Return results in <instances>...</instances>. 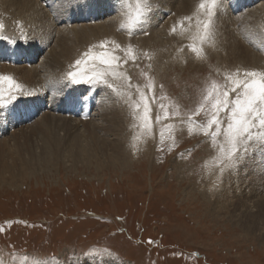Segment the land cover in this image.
<instances>
[{
	"label": "rangeland",
	"instance_id": "374dc122",
	"mask_svg": "<svg viewBox=\"0 0 264 264\" xmlns=\"http://www.w3.org/2000/svg\"><path fill=\"white\" fill-rule=\"evenodd\" d=\"M33 1L27 3L32 9L24 11L33 24L16 16L18 8L0 13L4 25L0 75H10L24 87L0 109V264H20L25 256L49 264H264V146L253 142L247 152L241 148L235 166L225 167L227 161H217L219 151L210 139L196 129L189 133L187 123L210 84H226V73L241 69L243 63L227 68L205 47L204 58H196L189 47L196 33V13L190 22L184 17L172 24L176 27L184 21L180 30L185 33L188 28L187 38L178 33L171 38L174 32L162 29L170 8L180 9L181 0L174 8L167 5V16L151 18L152 35L158 37L149 46L140 42L142 34L149 36L142 31L131 36L118 31L82 46L72 37L63 38L77 26L108 24L114 13L105 4L109 0ZM86 1L95 6L91 13L85 10ZM221 1L230 14L226 19L255 8L264 11V0H253L250 6L245 3L251 0H236L233 9L226 2L232 0ZM99 3H104L102 8ZM36 12L42 16H35ZM71 18L75 22L68 24ZM254 19H249L252 29L264 31L263 17ZM260 37L254 41L260 42ZM111 41L122 47L131 44L135 50L136 60L119 69L130 78L131 87L111 77L109 82L119 93L104 84L71 83L67 73L74 70L75 61L89 49L100 53L99 45ZM195 43L199 46V41ZM63 45L72 52L68 56L62 53ZM104 50L111 51L110 44ZM149 78L154 83L151 91L146 87ZM137 86L149 104L147 129L140 119L143 102L139 110L132 107L139 100ZM234 97L230 93V99ZM161 104L180 115L164 120ZM221 118L226 121V114L221 113ZM205 119L203 113L194 117L197 123ZM168 125H173L171 134ZM222 141L220 137L218 143ZM71 153L82 155L73 160ZM253 206L257 217L238 215L237 210Z\"/></svg>",
	"mask_w": 264,
	"mask_h": 264
},
{
	"label": "snow or ice",
	"instance_id": "6c2138e0",
	"mask_svg": "<svg viewBox=\"0 0 264 264\" xmlns=\"http://www.w3.org/2000/svg\"><path fill=\"white\" fill-rule=\"evenodd\" d=\"M123 9L121 15L125 17L120 27L131 34L135 29L146 23L151 13L152 0H122ZM221 0H200L196 12V33L192 36L193 43L189 45L190 50L198 59L204 58V45L214 43L213 19L217 14V8ZM192 17H185L184 21H191ZM184 21L180 22L181 29H184ZM4 28L0 23V31ZM172 31L176 32L174 26ZM183 35V31L179 33ZM199 41V46L195 43ZM110 44L111 51L104 50ZM99 47L103 50L98 54H93L89 49L81 59L75 61L74 70L67 73L71 83L79 85L104 84L106 87L119 93V90L109 82V77L113 80L123 79L127 87H131L130 78L119 69L121 64L128 60H136V53L131 44L122 47L115 41L102 42ZM117 52L123 53L118 55ZM147 55V53H145ZM226 84L220 85L213 81L206 89L202 102L187 117L188 131L192 133L194 129L210 139L213 147L219 151L217 161L223 163L227 161L225 167L235 166L237 153L243 148L247 152L253 142L264 146V71L241 70L226 73ZM146 87L151 91L154 87L153 81L149 78ZM23 92V86L10 75H0V109L8 106L10 101L16 99L17 93ZM139 100L132 104V107L139 110L143 102L144 128H150V109L146 102V94L137 86ZM230 93H235V97L230 99ZM155 99V97H153ZM129 100L131 97L129 96ZM163 111V119L179 116V111L169 113L163 104L160 105ZM201 113L206 117L203 123H197L194 117ZM221 113L226 114L225 119L221 118ZM161 119L156 117L157 122ZM226 124V127H225ZM173 125H168L169 133ZM161 141L164 132L160 133ZM220 137L223 141L219 142ZM99 255L100 253H95ZM20 264H49L47 260L39 258L21 257Z\"/></svg>",
	"mask_w": 264,
	"mask_h": 264
},
{
	"label": "bare ground",
	"instance_id": "6f19581e",
	"mask_svg": "<svg viewBox=\"0 0 264 264\" xmlns=\"http://www.w3.org/2000/svg\"><path fill=\"white\" fill-rule=\"evenodd\" d=\"M17 1V2H16ZM19 1V2H18ZM21 1V2H20ZM24 2H22V0H0V11L2 10V11H7V13L8 12H10L12 9H13V7H15L14 8V10H16L17 8V10L18 11H16L17 12V15L16 16H18L19 18H22L23 20H26V22H27V19L29 20V22L31 23V17H26L25 15H24V11H26V10H28V9H30V6L32 7V5L30 4V6L28 5L29 3H31L33 0H23ZM46 0H43V2H45ZM177 0H152V8L153 9H151V10H153L152 11V13H150V15H149V17H148V20H147V22L146 23H144V24H142V25H140V26H138L136 29H135V32H139V31H142V33L143 32H145V33H147V34H149V38L148 37H146V35H143L142 33H140V34H142L141 36V40H140V42H142L144 45H146V46H149V45H151L153 42H150L151 40H153L155 37H153V35L155 36V34H153L152 35V30L153 29H151L152 28V25H149V24H151L150 23V20H151V18L153 17V19L156 17V18H160L163 14L165 15V16H167L168 14H165L164 13V10L166 11V10H168L169 9V7L168 6H170V5H172V8H174L173 7V4L174 3H177L176 2ZM254 1H256V0H254ZM34 2V1H33ZM37 2V1H36ZM179 2V1H178ZM226 2H228V5L230 6L229 8H231V9H233V7H234V4L236 3V0H232V1H226ZM253 2V0H251L250 2H246L245 3V5L246 6H250L251 5V3ZM28 3V4H27ZM85 3V2H84ZM200 3V0H181L180 1V6H181V8L180 9H182V10H180V9H178L177 7H175L174 8V10H172L171 8H170V10H171V12H169V18H168V22L167 23H165L164 25H163V27L164 28H162L164 31L166 30V31H168V30H170L171 31V33L173 32L171 29L173 28L172 27V24L173 23H175V21L176 20H178L179 18H184V17H192L193 18V20L195 19V13L197 12V8H198V4ZM105 4H108L109 6H110V8L108 7V9H110V10H112L114 13L112 14V16H110V17H108L109 18V23L108 24H106V23H104V22H102V23H104V25H102L101 26V24H96V23H94V24H90V25H85V26H82L81 28L79 27V26H77V28H75V29H70V31L68 30V33H64V39L66 38V39H69L68 37H72L73 39H74V41H76V44H78V45H80V46H82V45H86V44H88V43H91V42H93L95 39H98V38H100L101 36H105V35H107V34H111V33H116V32H118V31H124V32H126L127 30H121V27H120V25L123 23V22H125V17L123 16V15H121V12H122V9H123V2H122V0H111V2H110V0H109V2H105ZM35 5H37V3H35ZM85 5H87L86 6V8H85V10L87 11V12H92L93 10H95V6H94V4H92V3H90V2H88V1H86V3H85ZM102 5H104V3L103 4H97V6H99L100 8H102ZM168 5V6H167ZM223 5V6H222ZM81 6V5H80ZM177 6V5H176ZM35 7H37V6H35ZM35 7H33L34 9L33 10H36L35 9ZM168 7V9H166ZM81 8V7H80ZM176 8H177V10H176ZM261 8V7H260ZM260 8H255L254 9V12H250V13H247V14H239V15H237V17L234 19V18H229V19H226V17H229V15H228V13H229V11L228 12H226V8H224V4H223V2L221 1V4H220V6L217 8V14H216V16L214 17V19H213V32H214V43H212V44H205L204 45V47L207 49V50H210V55L212 56V58H215V60L216 61H218V63H220V64H225L226 65V67L227 68H233V67H235L236 68V66H238V64L240 65V62L241 63H243V66H241L240 68L241 69H243V68H252V69H255V70H260V68H263L264 69V31H261V30H259L258 29V32L256 31V30H253L252 29V26H253V23H252V21H250L249 19H253V21L255 20L254 18H255V16H256V20H261L262 19V17H263V19H264V11H262V10H260ZM32 9V8H31ZM30 9V10H31ZM37 9L39 10V8L37 7ZM230 9V10H231ZM263 9V8H262ZM2 11L0 12V13H2ZM40 11H42V10H40ZM231 11H233V10H231ZM230 11V13H233V12H231ZM12 12V11H11ZM10 12V13H11ZM154 12V13H153ZM86 13V12H85ZM13 14V13H12ZM14 14H15V12H14ZM31 14V13H30ZM36 14L37 15H35V16H37V17H40V16H42V14H38V12H36ZM95 14V13H94ZM111 14V13H110ZM152 14V15H151ZM234 14H235V12H234ZM32 15V14H31ZM172 15V16H171ZM233 15V14H232ZM255 15V16H254ZM34 15H33V17H35ZM45 16V15H44ZM100 16V15H99ZM262 16V17H261ZM11 17V16H10ZM95 17V16H94ZM235 17V16H234ZM19 18H17V19H19ZM16 19V20H17ZM38 19H41V18H38ZM37 19V20H38ZM42 19H44V18H42ZM41 19V20H42ZM47 19V18H46ZM91 19V18H90ZM95 19V18H94ZM7 20V19H6ZM35 20V19H34ZM156 20V19H155ZM228 20H230V21H228ZM8 21H9V18H8ZM19 21H20V19H19ZM44 21H45V19H44ZM44 21H42V22H44ZM47 21V20H46ZM68 21V24H71L72 22H75V19H73V18H71V19H68L67 20ZM32 22H36V21H32ZM98 22V21H97ZM154 22H156V21H154ZM255 22V21H254ZM13 23V22H12ZM21 23V22H20ZM251 23H252V25H251ZM6 24V23H5ZM27 24H28V22H27ZM31 24H33V23H31ZM256 24V23H255ZM254 24V25H255ZM258 24V23H257ZM261 24H263V23H261ZM11 25V24H10ZM16 25V24H15ZM23 25V24H22ZM32 26V25H31ZM39 26H42V25H39ZM68 26V25H67ZM15 26H13V28H14ZM33 27V26H32ZM177 28H176V32L175 33H181V28H180V26H176ZM255 27V26H254ZM257 27V26H256ZM35 28V27H34ZM193 28V27H192ZM187 29L188 28H186L185 29V33H183V35L185 36V38H187V34H186V32H187ZM32 30H33V28H32ZM149 30V31H148ZM184 30V29H183ZM262 30H264V29H262ZM159 31V30H158ZM158 31H156L157 32V34H158ZM165 31V32H166ZM192 31V30H191ZM67 32V31H66ZM26 33V32H25ZM61 33V32H60ZM161 33V32H160ZM169 33V32H168ZM173 34V37L171 36V38H174L175 37V35H177V34ZM193 33H195V32H193ZM243 33V34H242ZM58 34V33H57ZM139 34V33H138ZM137 34V35H138ZM186 34V35H185ZM121 35V34H120ZM122 35H123V32H122ZM136 35V36H137ZM163 35V34H162ZM189 35V34H188ZM191 35V34H190ZM189 35V36H190ZM108 36V35H107ZM115 36H117V35H115ZM124 36V35H123ZM160 36H161V34H160ZM193 36V35H192ZM257 36H261L260 37V42H262L263 43V45H262V43L260 44V42H258V43H256L255 41H254V39H255V37H257ZM60 37V36H59ZM109 37H110V35H109ZM113 37V36H112ZM119 36H117V38H118ZM157 37H158V35L156 36V38H155V40L157 41ZM162 37V36H161ZM161 37H159L160 39H161ZM164 37V36H163ZM163 37H162V39H163ZM168 36H166L165 38H167ZM169 37H170V34H169ZM182 37V36H181ZM71 38V39H72ZM121 38V37H120ZM183 38V37H182ZM60 39V38H59ZM112 39V38H111ZM161 39V40H162ZM170 39V38H169ZM179 39V38H178ZM181 39V38H180ZM191 39H192V37H191ZM13 40V39H12ZM61 40V39H60ZM70 40V39H69ZM165 40V39H164ZM61 41H63V40H61ZM65 41V40H64ZM68 41V40H67ZM97 41V40H96ZM95 41V42H96ZM99 41V40H98ZM97 41V42H98ZM156 41H155V43H156ZM171 42H173V40H171L170 39V42L169 43H171ZM56 43V42H55ZM119 43V42H118ZM137 43V42H136ZM139 43V42H138ZM162 43V42H161ZM161 43H160V40H159V42H158V44H160L161 45ZM71 44V43H70ZM154 44V43H153ZM175 44V43H174ZM190 44V43H189ZM54 46V45H53ZM165 46V45H164ZM171 46V45H170ZM170 46L168 47L169 49H170ZM175 46V45H174ZM158 47V46H157ZM163 48V47H162ZM58 49H60V48H58ZM57 49V52L59 51ZM77 49V48H76ZM166 49V48H165ZM164 49V50H165ZM61 50H62V53H63V55L65 56L66 54V56H68V54L69 53H72V52H70V49H69V47L67 46V45H63L62 47H61ZM72 50V49H71ZM207 50H205V51H207ZM54 51V50H53ZM73 51V50H72ZM81 51V50H80ZM175 51H179V49H176ZM177 52H174V54L175 53H177ZM255 52V53H254ZM52 53V52H51ZM58 53H60V52H58ZM207 53V52H206ZM257 53L259 54V55H257ZM74 54V53H73ZM60 55V54H59ZM165 55V54H164ZM55 55H53V56H49V58H52V57H54ZM166 56V55H165ZM172 57H173V54H172ZM48 58V59H49ZM60 58V57H59ZM59 58H58V60H59ZM169 58V57H168ZM54 59V58H53ZM52 59V60H53ZM55 59H56V57H55ZM61 59V58H60ZM63 59V58H62ZM144 59V58H143ZM158 59H160L159 57H158ZM57 60V59H56ZM209 60V59H208ZM49 61H51V60H49ZM53 61H55V60H53ZM61 61V60H60ZM60 61H58L59 63H60ZM162 61V60H161ZM166 62V61H165ZM47 63H49L48 61H47ZM51 63V62H50ZM57 63V62H56ZM55 63V64H56ZM164 63V62H163ZM161 64V67H163L162 65H164V64ZM54 64V65H55ZM61 64H62V62H61ZM170 64V63H169ZM6 65V64H5ZM63 65V64H62ZM242 65V64H241ZM46 67H47V65H45ZM51 66V65H50ZM56 66H58V65H56ZM61 66V65H60ZM49 67V66H48ZM47 67V68H48ZM3 68V67H2ZM47 68H46V71H48L47 70ZM234 68V69H235ZM239 68V67H238ZM23 70H24V68H22ZM49 69H50V67H49ZM51 69H54L53 67L51 68ZM59 69V68H58ZM4 70V69H3ZM17 70V69H16ZM20 70V69H19ZM23 70H22V72H23ZM26 71H27V69H25ZM55 70H56V68H55ZM262 70V69H261ZM46 71H44V72H46ZM20 72H21V70H20ZM19 72V73H20ZM11 73H12V71H11ZM16 74H17V71L15 72ZM24 73V72H23ZM22 73V74H23ZM46 73H49V72H46ZM51 73V72H50ZM27 74L29 75V71L27 72ZM42 74V73H41ZM15 75V74H14ZM49 75V74H48ZM20 77H22V76H20ZM26 78V77H25ZM29 78H31L30 76H29ZM26 80H27V78H26ZM27 82H30L31 84H32V82L29 80V81H27ZM23 83V82H22ZM39 83V82H38ZM27 84H29V83H27ZM26 84V85H27ZM22 85V84H21ZM24 85V84H23ZM29 86V85H28ZM32 86V85H31ZM24 88V87H23ZM34 88V87H33ZM27 91H29L28 89H27ZM26 91V92H27ZM24 93H25V91H24ZM52 105V104H51ZM45 116V115H44ZM46 117V116H45ZM49 121H50V119H48ZM52 121V120H51ZM43 122V121H42ZM44 122H45V124L46 125H48V124H50V123H48V122H46L45 120H44ZM71 123V122H70ZM96 124V123H95ZM37 125V124H36ZM35 125V126H36ZM39 125H40V123H39ZM73 125V124H72ZM89 126H90V124H88ZM34 126V125H33ZM34 126V127H35ZM48 126H50V125H48ZM70 126V125H69ZM97 126V125H96ZM38 127V126H37ZM94 127V126H93ZM44 128H45V126H44ZM84 128V127H83ZM38 129H39V127H38ZM30 130H32L31 128H30ZM34 130V129H33ZM36 130V129H35ZM40 130H41V128H40ZM41 131H43V130H41ZM19 134V133H18ZM122 135V134H121ZM92 136V135H91ZM93 136H94V134H93ZM13 138V137H12ZM94 138V137H93ZM10 139H11V137H10ZM73 139V138H72ZM97 139V137L95 138V140ZM115 139V138H114ZM12 140V139H11ZM54 140V139H53ZM9 141V140H8ZM77 141H79V140H77ZM83 141V140H82ZM81 141V142H82ZM94 142V141H93ZM4 143H6L5 141H4ZM80 143V142H79ZM86 143V142H85ZM98 143V142H97ZM82 144V143H81ZM84 144V143H83ZM107 144V143H106ZM52 145V144H51ZM87 145V144H86ZM89 145V144H88ZM104 145V144H103ZM119 145H121V144H119ZM254 146H256L255 144H253ZM50 146V145H49ZM74 146V145H73ZM108 146V145H107ZM116 147H117V145H115ZM89 147V146H88ZM98 147V146H97ZM105 147V146H104ZM252 147V146H251ZM68 148H70L69 147V145H68V147H67V149ZM80 148V147H79ZM86 148V147H85ZM90 148V147H89ZM262 148V147H261ZM260 148V149H261ZM47 149V148H46ZM55 149V148H54ZM76 149V148H75ZM93 149H95V148H93ZM97 149V148H96ZM99 149V148H98ZM108 149V148H107ZM106 149V150H107ZM74 150V149H73ZM81 150H83V148L81 149ZM87 150V149H86ZM110 150V149H109ZM44 151V150H43ZM80 151V150H79ZM105 151V150H104ZM252 151V150H251ZM117 151H115V153H116ZM261 152H263V151H261ZM75 153V152H74ZM264 153V152H263ZM262 153V154H263ZM117 154V153H116ZM255 154V153H254ZM82 154L81 153H76L75 155L74 154H72L71 153V157H73V160H75V159H78V157L79 156H81ZM92 155V154H91ZM98 155V154H97ZM252 155V154H251ZM105 156V155H104ZM257 156V155H256ZM258 156H260V155H258ZM95 157H96V155H95ZM94 158V157H93ZM108 158H109V156H108ZM107 158V159H108ZM114 158V157H113ZM96 159H98V158H96ZM255 159V158H254ZM111 159H109V161H110ZM83 161H84V158H83ZM87 161H89V160H87ZM101 161V160H100ZM246 161V160H245ZM238 162V161H237ZM257 162V161H256ZM241 163V162H240ZM245 163V162H244ZM245 165V164H244ZM255 165V164H254ZM243 166V165H242ZM262 168V167H261ZM234 170H236V169H234ZM234 170H232V171H234ZM239 170V169H238ZM243 170V169H242ZM245 170V169H244ZM231 172V171H230ZM239 172H242V171H240L239 170ZM237 174V173H236ZM239 174V173H238ZM242 174V173H241ZM258 175H260L261 176V174H258ZM226 177V176H225ZM258 178V177H257ZM232 179V178H231ZM226 180V179H225ZM228 180V179H227ZM230 180V179H229ZM235 180V179H234ZM239 180V179H238ZM244 180V179H243ZM258 181V180H257ZM264 182V181H263ZM222 183V182H221ZM225 183V182H224ZM233 183V182H232ZM239 183H240V181H239ZM245 183V182H244ZM248 183V182H247ZM250 183V182H249ZM242 184H243V182H242ZM246 184V183H245ZM258 184V183H257ZM241 185V184H240ZM240 185H239V187H240ZM220 186H221V184H220ZM242 187H244V186H242ZM242 187H240V188H242ZM247 187V186H246ZM233 188V187H232ZM252 188V187H251ZM250 188V189H251ZM239 189V188H238ZM262 189V191H263V189L264 188H261ZM226 190V189H225ZM228 190V189H227ZM228 191H230V190H228ZM238 191V190H237ZM203 192H205V191H203ZM218 192V191H217ZM246 192V191H245ZM254 192V191H253ZM226 193H227V195H228V192L226 191ZM247 193V192H246ZM252 193V192H251ZM214 194V193H213ZM216 194H218V193H216V191H215V195ZM219 194H221V193H219ZM225 194V193H224ZM235 194V193H234ZM248 194H249V192H248ZM247 194V195H248ZM260 194V193H259ZM258 194V195H259ZM187 195V194H186ZM206 195H208L207 193H206ZM214 195V196H215ZM240 195V194H239ZM246 195V194H245ZM246 195V196H247ZM257 195V194H256ZM262 195V194H261ZM209 196V195H208ZM207 196V197H208ZM217 196V195H216ZM231 196H232V194H231ZM241 196V195H240ZM250 196H252V195H250ZM206 197V196H205ZM218 197V196H217ZM226 197V196H225ZM227 197H229V196H227ZM256 197V196H255ZM264 197V196H263ZM210 198V197H209ZM219 198H220V196H219ZM219 198H217V199H219ZM244 199H245V197H243ZM247 198H252V197H249V195H248V197ZM257 198V197H256ZM215 199V198H214ZM213 199V201H215ZM260 199V198H259ZM262 199V198H261ZM229 200V199H228ZM248 200V199H247ZM257 200V199H256ZM256 200H255V202H256ZM211 201V200H210ZM221 201V200H220ZM227 201V200H226ZM231 201H232V199H231ZM240 201V200H239ZM244 201H246V200H244ZM249 201V200H248ZM258 201V200H257ZM262 201V200H261ZM209 202V201H208ZM251 202V201H250ZM211 203V202H210ZM217 203V202H216ZM235 203V202H234ZM233 203V204H234ZM206 204V203H205ZM213 204V203H212ZM222 204V203H221ZM237 204V203H236ZM239 204H241V203H239ZM210 205V204H209ZM218 205H220L219 203H218ZM222 205H224V204H222ZM229 205H231V204H229ZM228 205V206H229ZM213 206V205H212ZM215 206V205H214ZM227 206V205H226ZM234 206V205H233ZM244 206H246V205H244ZM249 206V205H248ZM211 207V206H210ZM217 207V206H216ZM241 207V206H240ZM214 208V207H213ZM238 208V207H237ZM258 208V207H257ZM224 210V209H223ZM257 209L253 206V207H250L249 208V210H245V208H243L242 207V210H237V211H239L238 213V215H240V216H246L247 218H249V217H255L256 215H253V213L255 214V211H256ZM236 211V212H237ZM257 217V216H256ZM258 221V220H257ZM256 231H259V230H256ZM94 264H98V263H94ZM100 264H110L109 262H107V261H102Z\"/></svg>",
	"mask_w": 264,
	"mask_h": 264
}]
</instances>
